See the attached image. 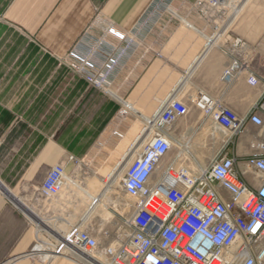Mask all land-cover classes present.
<instances>
[{"label":"crops","instance_id":"obj_1","mask_svg":"<svg viewBox=\"0 0 264 264\" xmlns=\"http://www.w3.org/2000/svg\"><path fill=\"white\" fill-rule=\"evenodd\" d=\"M160 2L161 12L157 14L154 9ZM196 2L0 0V173L3 180L17 192L16 195L0 181V192L4 194H0V264H42L39 258L30 253L37 235L34 224L49 229L57 227L60 223H51L46 211L48 205L52 206V211L61 208L62 202L50 205L42 201V209H37L30 204L32 194L51 167L63 164L67 170L71 164L69 157L78 159L87 153L101 134L99 119L104 110H108V126L93 151H97L104 142L108 154L116 155L124 147L125 151L116 160L115 166L125 157L127 147L140 135L147 118L170 94L187 101L194 93L203 92L240 116L249 113L252 106L261 100L263 86H250L245 76H239L230 83L221 80L229 61L225 49L221 47L225 35L211 40L212 30L201 26L196 14L190 12L187 18L183 15L184 7L192 11ZM251 2L242 0L238 12H243ZM240 13H237L238 16ZM165 16H171L183 29L173 31L161 49L164 52L155 56L157 52L149 49V43ZM249 19L253 22L264 21V14L254 13ZM109 29L125 35L133 43L112 76V83L124 79L125 100L118 96L112 98L110 93L106 95L110 101L120 102L124 111L116 113V110H112L115 105L110 102L100 104L95 113L89 106L84 111L80 110L77 104L91 97L81 93L76 96V105L51 113V87L54 83L71 89L80 87L83 92L92 90L101 93L88 88L78 73H74L77 78L67 77V72L73 73L69 68L73 62L68 56L75 51L89 59L90 53H95L103 41L123 47L122 42L110 35ZM247 37L249 41L246 42L245 51L250 67L263 76L258 72L259 64L264 67L259 31L253 29ZM233 38V35L228 36L229 40ZM151 47L154 48V45ZM144 50H150L152 58H142L139 66L141 72L138 73L136 67L131 65ZM91 58L100 63L98 57ZM53 63L65 72L61 79L54 81ZM26 102H29L28 107L21 110V103ZM37 103H42V106ZM122 114H126L128 119L118 125L117 119ZM190 115L179 122L188 121ZM112 124L117 126L114 128ZM175 125L173 130H177V123ZM121 138L125 139L123 145ZM249 144V136L244 135L228 148L223 149L222 144L216 147L209 157L219 152L228 157H245L249 154ZM130 159L125 158V161ZM11 195L17 198L13 199ZM64 196L70 199L72 207L80 215L85 213L87 202L76 182ZM60 262L69 261L59 260L57 264Z\"/></svg>","mask_w":264,"mask_h":264},{"label":"built area","instance_id":"obj_2","mask_svg":"<svg viewBox=\"0 0 264 264\" xmlns=\"http://www.w3.org/2000/svg\"><path fill=\"white\" fill-rule=\"evenodd\" d=\"M241 1L197 0L192 11L216 37ZM161 3L154 9L157 14ZM108 32L123 47L103 41L89 59L75 51L68 56L74 64L70 67L85 83L105 95L114 71L133 47L125 35ZM228 33L221 44L229 60L221 80L230 83L245 76L250 86H263L261 100L240 116L203 92L187 101L170 94L147 118L144 144L122 174L120 191L127 200L121 208L128 215L120 217L114 232L98 231L82 220L70 199L61 197L65 165L51 167L30 202L39 209L40 201L62 202L61 208L52 211L48 205L46 211L51 223L60 222L69 230L63 240L50 236L56 253L73 259L99 255L108 264H264V75L251 69L245 42L239 37L229 40ZM192 111L211 124L213 133L222 135L223 149L249 136V154L228 157L219 152L204 166L187 165L181 153L168 160L181 147L172 127ZM68 162L76 160L69 157ZM35 245L36 241L30 253Z\"/></svg>","mask_w":264,"mask_h":264},{"label":"rangeland","instance_id":"obj_3","mask_svg":"<svg viewBox=\"0 0 264 264\" xmlns=\"http://www.w3.org/2000/svg\"><path fill=\"white\" fill-rule=\"evenodd\" d=\"M185 11L183 15H189L188 13L193 11H189L188 7H184ZM240 12H238L239 14ZM254 13H260L264 14V1L262 0H252L251 3H249L243 12L238 14L234 17V20L232 21V26L228 30L229 35H233V37H239L241 38L245 44L249 41V38L247 37L249 34H251L252 30H258L259 31V39H260V54L262 55L264 53V21L260 22H253L249 18L251 17V14ZM195 14V13H194ZM186 16V18H187ZM238 16V17H237ZM197 20L200 21V25L203 27H208L202 20H200L196 16ZM163 21L158 24L156 27V32L149 43V49L154 50L157 52L155 56H158V54H162L164 50H161L162 47L166 44V42L169 40V35L176 29H183L182 25H179L178 22H175L171 16H165V19H162ZM187 21V20H186ZM180 27H177V26ZM210 28V27H209ZM211 29V28H210ZM154 45V48L151 47ZM155 45H159L158 48L155 47ZM171 44H169L170 46ZM161 50V51H160ZM162 56V55H161ZM145 58H150V50H145L139 54L137 59L134 60V63L131 65L132 67H136L138 73L141 72L139 69L141 66L140 61ZM260 62H262V57L259 58ZM73 64V63H70ZM74 65V64H73ZM259 70L258 72L260 74H264V67L259 64ZM52 68V80L54 79H61L63 75H65L64 70L61 69V67H58V64L53 63L51 65ZM69 68L73 71L71 73L70 71L67 72V77H75L78 76L74 73H76L75 70H73L70 66ZM142 70V69H141ZM88 88H90L87 85ZM115 93L118 97H121L122 100H125L124 93H125V85L123 82L117 83L113 87ZM83 88H72L71 87H63L62 85L53 84L51 87V93H52V102H51V113H57L58 109H62V107H70L74 106L76 96L78 97L79 94L84 93L85 95L91 96L90 98H84L81 100L77 105L80 110H85L88 106L90 107V110H92L94 113L98 109L97 107L104 103H112L114 108L112 110H116V113L119 111H124L123 105L116 100V102H112L109 100V97L106 95L99 94L96 91L88 90L87 92H83ZM29 102L21 103V110L24 108L26 109L28 107ZM37 105L42 106V103H37ZM76 105V104H75ZM145 111V109H144ZM147 111V110H146ZM102 112V111H101ZM111 114V113H110ZM108 110H104L101 115L99 122L100 127V135L93 141L91 147L87 151L85 155L82 157H79L78 159H75L76 162L69 165V168L66 170V176L71 177L75 180V182L78 184L79 190L83 193V196L85 198V202L87 204L95 200V195L100 190L101 186H104L106 180V175L108 171L111 170L113 165L115 164L116 160L119 158V156L125 151V148L123 147L120 149L117 154L109 153L106 150V143L104 142L102 145L99 146V149L96 151H93L94 146L100 139L103 131L108 126ZM126 114H122L121 117H119L118 125L122 124L123 122L127 121ZM54 120V119H53ZM17 121H20L19 118H17ZM38 119H36L35 122H37ZM176 126V125H174ZM211 124L209 122H203L202 117L199 113L192 112L188 121L185 122H179L177 123V130H173V134L176 136V140L179 142L181 147H178V149H174L169 155L168 160L172 159V156H177V154L181 153L183 154L181 156L182 160L186 159L188 163L187 165L193 164L194 166L200 165L204 166L206 165L208 159L210 158V152H213V150L216 147H219L222 143L220 141L223 140V137L219 133H213L211 129ZM212 135V136H211ZM247 138V137H246ZM123 140V141H122ZM125 139L121 138V145H123ZM239 141H241L239 139ZM235 142V141H234ZM127 144V143H126ZM188 149H187V148ZM119 149V148H118ZM179 152V153H178ZM96 164H99L97 167ZM193 167V166H192ZM2 168H0L1 170ZM4 177L1 176L0 173V181L1 183L7 188L9 187L13 193H17L13 190V187L8 185L4 180ZM90 182H87V180H91ZM121 180V179H120ZM120 180L118 187L112 189L109 191V193H115L114 197L115 200H127L124 198V195H122L120 191ZM8 188V189H9ZM9 189V190H10ZM65 191L61 195L63 199ZM78 194V191H76ZM108 193V195H109ZM0 194H3L0 192ZM10 194V193H9ZM4 195V194H3ZM17 195V194H16ZM12 196V195H11ZM13 197V196H12ZM6 198V197H5ZM17 197H13L15 199ZM68 198V197H67ZM69 200V199H68ZM113 199L110 196L106 197L103 201L101 208H99L98 214H95L92 216V219L90 220V223L94 226V228L98 231L108 229L111 232H114L118 227V222L120 220V217H126L128 213L126 211H123V209L117 208L116 205L113 203ZM42 202V201H40ZM35 205L34 203H30ZM38 204V203H37ZM36 206V205H35ZM86 206V205H85ZM38 209V208H37ZM43 214V212H42ZM103 215V216H102ZM52 238V237H51ZM51 240L54 241L52 238ZM58 263V262H57ZM55 263V264H57ZM59 264H69V262H60Z\"/></svg>","mask_w":264,"mask_h":264},{"label":"bare ground","instance_id":"obj_4","mask_svg":"<svg viewBox=\"0 0 264 264\" xmlns=\"http://www.w3.org/2000/svg\"><path fill=\"white\" fill-rule=\"evenodd\" d=\"M242 7V1L241 3L237 6L236 10H234L232 13L233 15L231 18L227 21V23L223 26L221 31L218 33V38L222 37L225 35V33L230 29L231 27V21L233 18L237 15L238 11L241 10ZM213 36V32L211 33V40L216 38ZM129 74V73H128ZM124 79L120 82H123ZM119 83V82H118ZM117 83H112V85L109 88V93L112 96V98L117 97V94L115 93L113 87ZM145 123L141 129L140 135L137 137L133 143L127 147L125 157L121 159V161L117 162L115 166L111 168L110 171H108L106 175V182L104 186H101L100 190L95 195V200L88 203L85 206V213L82 215V220L84 222H89L92 219V216L95 214H98L99 208H101L103 201L105 200L106 197L110 196L114 200L113 203L116 205L117 208H120L123 204V200L113 198L115 193H109L110 190L118 187L119 180L122 177V174L129 164V162L137 155V153L140 151L141 147L144 144V138L148 133V130L146 128ZM112 126L115 128L117 124H112ZM131 158L130 161L126 162L125 158ZM127 160V159H126ZM72 184H75V180L70 177V179L66 177V185L64 191L66 192ZM109 193V195H108ZM30 209V208H29ZM31 211V210H30ZM34 213L33 211H31ZM36 214V213H34ZM37 215V214H36ZM103 216V215H102ZM83 222V223H84ZM34 224L33 222H31ZM60 223V222H59ZM36 229H37V235H36V245L33 249V252L31 253L32 256L37 257L40 259L42 264H55L59 260H66L71 262L72 264H108L103 257L101 256H81L80 258H69L66 257L64 254H59L56 253L55 250L56 248L52 244V240L50 239V236L54 237V239L58 240H63V238H67L69 234L68 228L66 229L61 223L52 229H49L47 227L42 228L41 226H38L34 224ZM57 230V231H56ZM44 233L48 234L45 235ZM61 242V241H60Z\"/></svg>","mask_w":264,"mask_h":264},{"label":"snow or ice","instance_id":"obj_5","mask_svg":"<svg viewBox=\"0 0 264 264\" xmlns=\"http://www.w3.org/2000/svg\"><path fill=\"white\" fill-rule=\"evenodd\" d=\"M260 227V225H257L256 227H254L252 230L253 231H256L257 230V228H259Z\"/></svg>","mask_w":264,"mask_h":264}]
</instances>
